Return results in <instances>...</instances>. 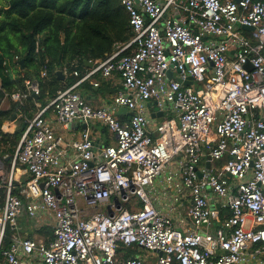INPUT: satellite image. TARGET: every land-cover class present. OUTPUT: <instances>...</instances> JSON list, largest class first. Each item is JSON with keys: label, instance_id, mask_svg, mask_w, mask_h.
<instances>
[{"label": "built area", "instance_id": "obj_1", "mask_svg": "<svg viewBox=\"0 0 264 264\" xmlns=\"http://www.w3.org/2000/svg\"><path fill=\"white\" fill-rule=\"evenodd\" d=\"M121 1L131 40L37 104L0 155V264H264V1ZM99 73L122 89L93 108L78 89ZM26 87L12 100L39 96ZM77 121L78 139L59 132ZM94 122L114 144L97 148ZM25 217L52 237H23Z\"/></svg>", "mask_w": 264, "mask_h": 264}, {"label": "trees", "instance_id": "obj_2", "mask_svg": "<svg viewBox=\"0 0 264 264\" xmlns=\"http://www.w3.org/2000/svg\"><path fill=\"white\" fill-rule=\"evenodd\" d=\"M132 36L121 0H0V150L12 158L24 124L38 112L37 104L45 107L58 91L86 74L90 63L106 59ZM44 70L48 76L42 78ZM76 71L80 77L74 76ZM26 81L39 84V96L13 101V94L27 92ZM5 98L9 109L1 108ZM14 114L21 119L20 127L4 133ZM137 251L121 247L119 253L128 258Z\"/></svg>", "mask_w": 264, "mask_h": 264}, {"label": "crops", "instance_id": "obj_3", "mask_svg": "<svg viewBox=\"0 0 264 264\" xmlns=\"http://www.w3.org/2000/svg\"><path fill=\"white\" fill-rule=\"evenodd\" d=\"M97 62L89 64V69H92L93 66ZM93 83H99V86L96 87L93 85ZM121 89H122V82H121L118 74L114 73L110 78H104V77H102L101 73H99V74L94 76L93 82H89V81L85 82L82 86L79 87L78 91L80 92V94L86 99V101L93 108H99V107H103V106L112 105L114 103L117 95H118V92ZM5 105H6V101L4 99L1 101V107H2V109H9V106L4 107ZM120 110H122V109H120ZM154 110H155V112L153 111L151 113V115L157 114L156 109H154ZM131 115H132L131 112H126V111L122 112L121 114H119V112L117 113V117L120 119L123 118L124 120H128L131 117ZM16 119L12 120L11 122H7L4 125V126H6V129L11 131V133H13L15 128H16V125L14 124L15 123L14 121H17ZM160 119L161 118H157L155 120H160ZM85 125L86 124H84L80 121H77L70 129L63 130L60 128L59 132H61L66 138L78 139L81 136V134L83 133V131L87 129ZM89 128L91 130L92 137L94 138V140L96 142L97 148L103 147V146L109 145V144H114V142H115L114 136L112 135L113 136V139H112L108 135L109 131L106 128V126H104L102 123H100V122L91 123ZM2 154H4V152H3V150H0V155H2ZM187 202H188V199H187ZM185 205H186V203H185ZM101 210L104 211V208H101ZM24 219H27L25 221V222H27V224H25V222L23 223ZM20 220H21V223L25 224V225L20 224L21 230L23 229L21 231L23 237H25V236L31 237L30 236L31 232L34 233L32 237H37V238H45V237H49V236L52 237L53 228L51 226H48V225L45 226V225H43L40 222H37L35 220H33L34 224H31L30 223L31 220L28 219L27 217L22 218ZM219 226H220V224L216 223L215 227H211L210 229L205 227V228H203V230L204 231L213 230L214 228H218ZM37 231H40L43 233H39ZM148 254H149V256H150L149 258L151 260V261H149V263H154L155 259L157 258V255H155V253H150V252H148ZM140 257H142V256H140Z\"/></svg>", "mask_w": 264, "mask_h": 264}, {"label": "rangeland", "instance_id": "obj_4", "mask_svg": "<svg viewBox=\"0 0 264 264\" xmlns=\"http://www.w3.org/2000/svg\"><path fill=\"white\" fill-rule=\"evenodd\" d=\"M5 101H6V105H5L4 107H6V106H9V107H10V104H8L9 101H7L6 98H5ZM1 108H2V107H1ZM14 115H15V114H14ZM14 115H13V116H14ZM15 116H16V115H15ZM16 118H17V119H16L17 121H14V122H15L14 124L16 125V128H15L14 132L20 127V123H21V119H20V117H17V116H16ZM11 121H12V120H11ZM11 121H9V122H11ZM10 132H11V131H10ZM14 132H13V133H14ZM108 135L113 139V136H112L113 134H112L111 132H109ZM104 211L107 213V208H106V207L104 208ZM26 220H27V219H24L23 223H24ZM19 222H20L21 225H25V224H27V222H25V224L21 223V220H20ZM30 223H31V224H34V222H33L32 219H31ZM136 253H137V256H135V257H140V256H142L147 262L151 261L150 258H149L150 256H149L148 252H146V251H142V252H141V251H137ZM155 255H156V254H155Z\"/></svg>", "mask_w": 264, "mask_h": 264}, {"label": "water", "instance_id": "obj_5", "mask_svg": "<svg viewBox=\"0 0 264 264\" xmlns=\"http://www.w3.org/2000/svg\"><path fill=\"white\" fill-rule=\"evenodd\" d=\"M235 1L236 2H240L241 0H235ZM243 29L246 30V31H254V28H252V27H243ZM23 63H24V61H21V64H23ZM90 64H92V63H90ZM58 75L61 77V76H63V73L61 71H58ZM168 77L169 78H173V72L172 71L168 72ZM63 78H65V77L63 76ZM191 80H193V78H191ZM191 84H192V81L186 83V85H191ZM0 100H1V98H0ZM124 111L128 112L127 109H122V110L119 111V114H121ZM151 117L153 119L162 118L163 117V113L159 112L157 114H152ZM15 119H16V116L14 115L12 117V120H15ZM25 126H26V124H24V128H25ZM85 126H86V128L88 127L87 125H85ZM207 166H208V168L210 167L209 164Z\"/></svg>", "mask_w": 264, "mask_h": 264}, {"label": "clouds", "instance_id": "obj_6", "mask_svg": "<svg viewBox=\"0 0 264 264\" xmlns=\"http://www.w3.org/2000/svg\"><path fill=\"white\" fill-rule=\"evenodd\" d=\"M26 124V123H25Z\"/></svg>", "mask_w": 264, "mask_h": 264}]
</instances>
